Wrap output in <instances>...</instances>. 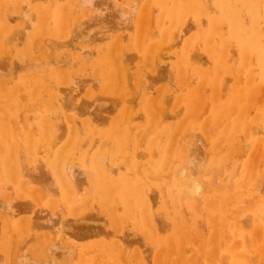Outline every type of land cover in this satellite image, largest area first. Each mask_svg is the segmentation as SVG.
<instances>
[{"label":"bare ground","instance_id":"bare-ground-1","mask_svg":"<svg viewBox=\"0 0 264 264\" xmlns=\"http://www.w3.org/2000/svg\"><path fill=\"white\" fill-rule=\"evenodd\" d=\"M6 1L10 3L9 5L10 8L8 7L10 10L7 12H9L10 15H11V11L16 12L17 13L16 16L18 17L16 16L15 17L18 19H21L19 20L20 24L18 23L17 25L18 27L17 28L13 27L12 29L13 33L14 34L22 33L23 35L26 34V40L29 39L31 42H35V41L38 42L43 38L44 33H46L47 35L48 33H50L52 35L57 36V35H60L63 32V30L67 28L66 23L64 25V15H65L64 11L66 7L62 5H61L62 7H60L59 4L57 3L58 0H46V3L42 5L41 4L34 5L29 0L27 1V6L25 8L22 7V5L24 6L25 4L21 5V3L24 0H0V3H1L0 8L3 5H5L4 2ZM108 1H110L109 5L111 4L110 6H112V10H115L116 12L115 14L116 19L120 21V22H117L112 27V30L114 31L115 29L116 30L125 29V26H126L125 24L127 23V21L131 24L132 20L135 17L136 10L138 8H142V11L139 12L141 13L143 12V10L145 11V9L147 11L148 7L150 6L157 7L159 10V13L161 14L160 18L161 19L162 17L167 18L169 22L171 23V25L175 27L174 28L175 32L174 31L170 32V29L168 27L169 32L165 31L167 29L166 28L160 39L152 40L151 37H149L150 29L149 30L146 29L147 27L146 24L150 25L152 23L150 21L152 20L150 17H153L152 16L153 14H151L150 12V16H148L147 14L143 13L144 15L143 20H141L142 17L140 18V16H138L140 18L138 19L139 22L140 23L142 22V23L141 25L139 24L135 32H133V34H131L127 38L129 39L128 45L137 50V55L140 58V61L142 62L141 63L142 67L147 66V65L151 66V64L154 62L155 63L153 65L155 67V65H157L156 61L158 60V56L161 53V51L165 49L166 47H167L166 49H168V46L171 47L170 42H171V45H173L175 44L174 42L176 41L177 43L176 45H178L180 39L178 38L175 41H173V39H175L174 37H177L178 34L180 33V31H177V30L180 29L182 25L181 21H183L187 15L188 17L189 15H194V16L207 15V12H208V10L205 9L202 0H143V1L142 0H121L120 2H123L124 7H120L117 3V0H107V2L103 0H77L76 4L80 5V7L82 8H85L84 9L85 12L83 11L84 16L82 18V21L81 20L74 21L76 23L73 28L76 29L75 32L79 33L78 35L79 39L77 40H81L82 42L83 40L87 39L88 41L93 42L94 36L91 37L93 38L91 40V38L88 39L87 34H82V31H81L82 26H84V24H87V25L95 24L94 27H96V24L101 22L103 19L102 15L104 14H101V11L103 10L102 12H104V8L108 6L106 5V3L108 4ZM213 4L215 6L214 9L217 10L219 16H217V18L209 17V22L207 25V29L205 31H200L198 35L197 33H195V31L193 33L196 34L197 41L202 42L208 47H210V45L212 46V41L214 40V38L218 37V41L220 45L224 48V52L225 50H227V54H228L227 59L224 58L225 54L222 57H218L215 55L213 56L212 51H209L210 58H212L211 60L214 61L215 68L218 74H222L226 72L231 73L232 69H234L235 71H238V72L241 71V74H243V72H246L247 76L244 79V83L241 84V75L239 73V77L236 79L235 83L233 84L234 97H231L230 100L226 102L221 101L220 99L222 98L220 97L221 93L219 92L220 95L218 94V88H216L217 84H216V81L214 80L215 83L213 82V84L214 86H216L215 88L217 89V91L214 89L216 91V92L214 91V98L213 100H210V105L212 104V107L210 110L211 113H209V116L198 127L200 129L202 138L207 144V148L204 150H201V152H196V143H195L196 141L197 142L199 141L198 138L200 137L194 134L191 135L190 134L191 132L189 133V130H188V129L192 130L193 128L197 129V127L191 121L193 116L197 115V114L195 115V112L197 110L193 111L192 109V107L195 106L196 101L192 100V98L191 99L187 97L183 98L184 99L182 101L184 105L183 110L186 111L183 121H184V127L185 126L186 127L180 128L178 131H176L177 133H175L174 136H171L169 138L170 140H169L168 146L162 149L161 151L160 160L157 162V168L154 169L153 174L150 175V176H156V182H157L160 175H162V173L164 172L166 174L165 177H170L173 180L174 185H173V189L171 190V192L173 191L171 195L173 206L174 207L177 206L178 208L180 206L182 207L184 206L183 208L180 207V212L181 210L186 209L190 215V218H193V217L196 218L198 216V212L196 209L197 207L195 206L194 202H196L200 198L201 194L203 193V196H205L207 205L211 212L210 217L208 218L209 223L206 222L209 224V229H210L209 234L203 233L200 230V227L197 223L196 224L198 225V227L195 226V222L194 224L184 225L183 223H184V218L186 217V215H184V218H182L183 217L182 212L181 214L176 212L178 215H180L179 223L177 222L174 223L172 232L169 236L167 237L159 236L158 229L159 227L162 228V225L156 222L155 221L156 218L155 216H153L155 215L153 211V200H152L153 196H151L149 193L150 190H149L148 183L146 182V178L144 177L143 174L138 173L140 170V163L137 160V157L138 156L140 157L141 155L140 153H138L139 151L137 152V154H135L130 159V164H131L130 166H132V169H133L132 176L122 174L120 178L115 180L112 178L113 175L110 176L108 174L107 150L109 148L115 147L120 155L122 156L125 155L124 157L125 162L128 161V159H125V158L128 156V151H129V146H130L129 139L132 133V130H131V128L133 127L132 122L135 116L130 105L127 103L130 100L129 96H127L128 93L130 92L129 91L130 85H128V83L132 85L136 84L135 79L136 77L139 76L138 71L135 70L131 72L133 73L132 76L134 78H128V76L131 73L130 74L128 73L129 67L127 68L126 67L127 65L124 64V58L122 57L124 52L123 54H121L122 53L121 52V48H122L121 41L122 40L120 41L121 34H113L109 36L110 39L107 43L105 54L101 55L98 58V62L96 64L98 77L93 79L94 81L96 79V83H98L97 80H99V82L102 84L104 88H109L111 91L115 92L114 96L115 95L117 96L114 99L117 101V103L120 104L118 108V114L114 119H112L109 122L105 130V133H104V140L102 144L97 148L95 152L90 154V156L88 157V161H86L85 159V155L87 153L85 152V154L83 155L81 153L82 142L79 141L80 140L79 135L78 136L76 135L77 129L76 127H73L74 126L73 123H72V126L70 127L71 128L73 127L74 129L71 130L70 127H67L66 129L67 133L65 136L66 140L64 139L63 142L59 143L61 135L57 132V129L60 125L56 124L55 126V123L52 121L50 114H52V116L56 114L59 115V113L63 111V108H65L62 106L63 104L62 101L64 100V96H63V99H61L62 97L59 96L61 100L57 102L58 100L57 95L52 92V89L48 87V85L45 86L41 82L39 83L37 81L38 78L33 79V81L31 79V81L34 82L35 85L37 81L39 84L38 87L39 86L44 87L46 97L43 99L38 96V93H37L38 90L36 94L34 92L35 90H32L33 92H30L32 87L29 86L27 82L25 83L27 85L26 94L28 95V98H30L31 100L35 98V100L33 101L37 109L35 113V118L37 119V122L39 121L38 122V127H39L38 135H35L36 133H34L33 135L32 131H29V132L23 131L21 132V135L18 136V134L15 133V129L12 127V124L9 123L8 120L5 119L4 117L6 111L4 113H1L4 109L6 110L7 108L4 107L3 105L4 101L3 100H1L2 102L0 101V104L3 103L2 107H0V110H2L0 112V189L3 188L5 183H8L10 184L9 186H12L16 194L18 195L26 194L29 197H32V193H33L32 185L29 183V181L26 178L23 177L25 174L28 173L26 172V170L27 169L30 170L31 165H32V159L31 158L30 160L24 159L23 161L22 156L20 154L18 155L17 151H20L21 149L23 154H25L26 156H30V157H32L34 153L36 154L39 151L41 153L42 159H44V167L46 168V171H48L50 183L52 182L55 185L54 187H56L57 189L56 191L58 192L60 203H62L63 205H66L68 207L67 211L69 212H74V211L76 212L77 210L85 208L86 206L89 205V203L87 202L90 200L89 199L87 201L85 194H83L82 192V190L85 191V188L81 190L80 185L77 183V177H76L75 172H81L83 174L91 172L99 179H103L109 176L108 178H106V179H110L109 184L107 186L105 185L104 188H106L105 190L107 191L109 195L112 194L118 197L120 206L118 208L114 207L112 209H108L106 213V217H107V220L109 221V224L113 226V229L111 226L110 228L113 230L115 235L113 236L112 239H110V242L107 243L106 245L102 243H100L99 245L105 246L111 260H114V261L115 259L120 260L122 255L124 256L126 255V253L124 252L125 248L123 252L121 251L123 243L126 240V237L124 238V236L122 235L124 230L123 231L121 230L122 229L121 224L123 223V217L125 215L127 214L129 215L132 212H136L139 214V218H140L139 227H141L142 230L145 231L146 239L151 244L150 246L151 251H149L150 255L148 256L151 261V264H200L197 261L198 251L196 254L194 253V255L192 254L190 255L184 252L186 249H189L191 246L194 245L191 243L188 246L187 244L189 241L188 239L191 236L194 238V240H197L198 247L196 248L200 250L201 257L206 260L211 259L213 263L216 262L218 264H224L225 262H227L228 260L227 258H235V256H238L240 258H243V262L247 261V263L245 264H251V263L264 264V215H262V213L264 212V171L262 173L259 172L260 174L259 173L256 174L255 171L253 172L255 168L257 169V164L255 160L256 156L254 157L255 154H252L253 155V156L251 155L252 157L245 160V162L243 163V170L245 172L243 175V179L241 182L235 183L233 187H231L232 185L230 183L229 184L225 183L222 186L218 185L220 187H217L216 183L218 180L217 178L215 179L213 177L215 174L214 172H216L217 169L221 170L222 167L224 166H225L224 168H226L230 162H234L233 166L236 164L235 161L237 160L236 158H238L237 156L240 157L245 151L244 149L245 143L242 144L243 143L242 138H244L243 140H249V142L255 143V145H258V144L260 145L261 143L264 142V98L262 97V95L264 94V0H213ZM68 9L69 8H67V10ZM107 11L108 10L106 7V13ZM111 11H109L108 13H111ZM246 13H247V16L245 15ZM1 14H3V12ZM145 16H147L146 17L147 19L149 17L150 24L148 23V21L147 23H145L146 22L144 20ZM188 17L186 21L189 22ZM7 20L8 19H6V22ZM186 21L184 25L186 24V26L188 27L189 25H187ZM74 22L72 23L74 24ZM137 24H138V21H137ZM7 27H8L7 24L5 25V21L2 18L0 20V48H1V51L5 49L6 40H8L9 38L8 34H5V33L11 28H7ZM183 27H181V30ZM222 27H223V30L225 29L224 34L221 33ZM93 28L90 30H93ZM101 28H103V26ZM188 28L192 29L193 27L192 28L188 27ZM188 28L187 30L185 29V33L188 31ZM93 32H95V30ZM90 33L92 32L90 31ZM185 33L183 32V34ZM153 34L151 33V35ZM16 36L17 35H14L13 37H16ZM193 36H191L192 39H194L195 37ZM180 38H181V34H180ZM228 40H235L237 43L236 52L239 55V62L235 67L233 66V64L228 65L227 64L228 62L226 63V61L231 60L232 55L234 53L233 51L234 49H231L233 48L231 46V43L226 45ZM214 42H217V41L216 40L213 41V44ZM188 43L192 45L191 41H189ZM79 44H80V41H79ZM33 45H36V44H33ZM89 46L88 48L87 47L81 48L83 51V54L85 53L87 55L88 52H89L88 54L91 53L92 50L90 49ZM187 48L188 47H186V50H189ZM189 48L191 49V46ZM212 48H214V45ZM231 50L233 52H229ZM190 51L191 53L190 52L188 53H190L192 56L189 54V57H191L189 59H192V61L194 62L196 61L195 63H197L198 58L200 56V55L198 56L199 53L197 52L194 53V50H190ZM175 53L177 54L178 51ZM196 53H197V56L195 55ZM229 53L230 55L231 54L232 55L230 56ZM170 57L172 58L173 56H170ZM199 59H201V57ZM205 60H206V57H204L202 61L205 62ZM202 61L200 60V62ZM173 65L177 69V72L180 76L179 78L181 79L182 78L181 73L184 70L183 68L186 66V60L184 58V55L178 56L177 60L174 62ZM190 69L191 68H189L188 70L190 71ZM163 71L165 72V75L167 76L171 74V72H169L167 68L166 69L164 68ZM186 73L189 74L188 71ZM198 73L204 74L200 70H198ZM206 75L204 77H206ZM218 76L221 77L222 80L224 81L225 76H223L224 79L222 75H218ZM127 80H131V81L127 82ZM3 82L0 83V91L2 92V95L0 94L1 96L0 98L2 99V97L5 96L11 100L14 99L15 96L11 95L12 94L11 92L10 94L8 93L9 89L6 90L7 87L5 86ZM73 82L74 84H77L73 80L72 82H70V85ZM259 90H263V94L262 92L260 93ZM215 93L217 96L215 95ZM97 94H100V93H97ZM193 94L196 96V95H200L201 93L195 94L193 91ZM111 96H113V93ZM177 96L179 97V95ZM188 96H191V95H188ZM202 97H203V94H202ZM194 99L196 98L194 97ZM200 99H201V96H200ZM161 102H163V96L161 97V95L156 96V98L153 99L152 101L142 102L139 107L140 113L142 112L143 114L142 118L144 117V120H145V128L153 129V130H156L157 133H160V134L163 133L164 136L166 135L169 136L170 133L166 131V128L163 125L162 120L158 114L159 112L158 108L161 106L160 105ZM198 103L200 104V102ZM8 104L10 105V103L7 102L6 106H8ZM55 104H56V107H55ZM10 106H13V105L11 104ZM252 107L254 108L253 115L250 114L251 110L253 111ZM199 109H200V106H199ZM59 116H62V114ZM59 118L58 120H60ZM69 120H70V125H71V122L73 121H72V118L69 117L68 115L67 121ZM183 121H182V124H183ZM74 122L76 123L77 121L74 120ZM211 126L212 127L217 126V128L221 127L222 135H223L221 139L215 140L213 138L212 133L214 131L212 130H215V129L211 128L212 130H209V127ZM145 128H142V129H145ZM75 129L76 131L74 133L73 131ZM139 131L140 130H138V132ZM145 131L147 134L148 130L146 129ZM145 131H143V134H145L144 133ZM143 134H140V136L145 138ZM137 135L138 134H136L135 137L131 138L132 144L134 145V147H137V145L139 144ZM150 136L152 135L150 134ZM164 136L162 135L163 139L165 138ZM190 136H193L192 137L193 139L190 141H188L187 139V142H186L185 139ZM19 137H23L22 138L23 147H21L20 143L18 142ZM182 140L184 141V143H182ZM81 141H83V139ZM141 142L142 141H140V143ZM245 145L248 147L247 144ZM141 153L143 154L144 152H141ZM152 154L153 156H155L153 149H152ZM145 155L146 154L141 155V156L144 157ZM176 161H179V164L177 167H174V164ZM117 164L119 165L123 163L119 162ZM108 167L110 166L108 165ZM209 169H211L214 174L212 173L213 175L208 176L207 178H204L207 175V173H210ZM38 171H40V169ZM163 189L162 188L161 190L158 189L157 196L159 199L161 198L160 191H162V194H163ZM40 193H44V192H40ZM33 195L35 194L33 193ZM41 197H42V194H41ZM9 201H7L8 202L7 204L4 203L5 205H3L6 208V211L4 210L6 212L4 213V217H5L4 227L7 228V232L9 234L7 238L5 237L4 242H6L9 239V237H11L10 233L13 235V232L15 231H16V233L14 234L16 236L15 240L19 239L18 237L21 233L19 232V229H22L23 227V226H19L21 223H19L17 220H15L16 218L13 217L14 216L13 214L15 212L13 208L10 207L11 201L10 202ZM199 201L200 200L197 201L198 204H199ZM245 201L246 203L247 201L248 203L249 202L251 203L250 210L253 213V217L251 219H247L248 217L250 218L248 214H245L244 216H242L244 209L248 208V207L246 208L244 204ZM165 204L167 207V201ZM72 216H74V214ZM243 217L244 218L246 217V220L248 221H245V220L243 221ZM31 221H27V222L31 224ZM26 223H24L23 225L25 226ZM246 223H248V225H246ZM228 230L231 232L232 236H234V241L232 242V244L227 242L226 240L227 237H229V236L226 237V233L228 232ZM55 232H56V235L59 236L60 230L56 229ZM119 232H121L122 234L117 235V233ZM58 236L55 237L53 240H50L51 238H49V240L45 238L47 240H44L45 243L43 244V246L40 247L43 253L42 255L38 256L39 259L35 260L36 264H49L52 261L53 253L52 255H50L51 252L49 251L51 250L52 247L58 246L59 243L61 242ZM229 239L230 237L228 238V240ZM50 241H52L53 244L46 245ZM62 246L65 247L64 249L65 251L68 252V254H71L75 250L74 246L70 245L69 247L67 246V243L66 244L63 243ZM193 249L196 250L194 247ZM10 253L11 252H9V254ZM137 255H138V252L136 254H133V256L136 259V264H145V256L141 254L143 255V257L141 255L140 256L138 255L139 256L138 258ZM17 257L20 258L19 254L17 255ZM9 258L10 257H8V259ZM21 262H19L17 258H15V264H22ZM24 263L25 264L27 263L26 260L24 261ZM124 263L120 262V264H124Z\"/></svg>","mask_w":264,"mask_h":264},{"label":"rangeland","instance_id":"rangeland-1","mask_svg":"<svg viewBox=\"0 0 264 264\" xmlns=\"http://www.w3.org/2000/svg\"><path fill=\"white\" fill-rule=\"evenodd\" d=\"M27 1H29V0H24L23 1L24 3L23 2L21 3V5L25 4L24 6L22 5L23 8H25L27 6ZM76 1L77 0H71V1L70 0H58L57 1V3L59 4L60 7H62V6L66 7V9L64 11V13H65L64 25L66 23L67 28L65 30H63V32L60 35H57V36L52 35L50 33H48V35L46 33H44L43 38L40 41H38V42L35 41L37 43L31 42L29 39L26 40V34L23 35L22 33H18V34L13 33V31H12L13 27L17 28L18 23L20 24L19 20H21V19L16 18V17H18V16H16L17 15L16 12L11 11V15L9 12H7L10 10L9 9L10 3H8L6 1V2H4L5 5L2 4L5 7L2 6L3 8L2 7L0 8L2 10V11L0 10V14L3 12V14H1L2 16L0 15L1 16L0 20L3 18L5 21V25L7 24V26H8L7 28H11V29H9L5 33V34H8V36L10 38V40L8 38L10 43L8 42V40H6V43H5L6 51H5V49L3 50V48H2L3 51H1V48H0V55L2 56V57L0 56V80H1V82L4 81L3 83L7 87L6 90L9 89V92L8 91L7 92L9 94L11 92L12 93L11 95H14L15 98L12 99L13 100L12 101L11 99H9L3 95L4 97H2V99L0 98V101L3 100L4 104L1 103L0 107H2V104H3L4 107H6L7 109L6 110L4 109L3 111L0 110V112L2 111L1 113H4L6 111L4 117H5V119L8 120L9 123L12 124V127L15 129V133H17L18 136H20L21 132H23V131H28V132L32 131L33 135H34V133H36L35 135H38V131H39L38 122L39 121L37 122V119L35 118V113H36L37 109H36L35 103L33 101V100H35V98L32 100L30 98H28V95L26 94L27 93V85L25 83L27 82L29 84V86L32 87L30 92H33L32 90H35L34 92L36 94V92L38 90V92H37L38 96L42 99L46 97V94L44 91V87H42V86L38 87V85H39L38 82L39 83L41 82L45 86L48 85V87H50L52 89V92L57 95V97H58L57 102L60 101L61 99H63V96H64V100L62 101L63 102L62 106L65 108L62 107L63 111L59 113V115L62 114V116H59L56 114L58 116L57 117L56 115L52 116V114H50V117H51L52 121L55 123V126H56V124L60 125L57 129V132L62 137V138L60 137L59 143L63 142L64 139L66 140V138H65L66 133H67L66 129H67V127L72 126V123H73V125H74L73 127H76V129H77V131L75 129L73 132L74 133H75V131L77 132L76 135L77 136L79 135V138H80L79 141L82 142L81 153H82V155L85 154V152L87 153L85 155V159H86V161H88V157L90 156V154L95 152L97 150V148L102 144V142L104 140V133H105V130H106L109 122L112 119H114L118 114V108H119L120 104L117 103V101L114 99L117 96V95L114 96L115 92L111 91L109 88H104L102 86V84L99 82V80H97L99 83L98 84V83H96V79H95V81L93 79L98 77L96 64L98 62V58L101 55L105 54L107 43L110 39L109 36H111L113 34H121V39H120V41L122 40L121 41V45H122V48H121L122 53L121 54H123V52H124V54L122 56L124 58V64L127 65L126 66L127 68L129 67L128 68V70L130 71V72L128 71L129 74L132 71L136 70V71H138L139 76L136 77V79H135L136 80V84H134L135 87H134V85L128 83V85H130L129 86L130 92L128 93L127 96H129L130 100L127 103L130 105V107H131V109L135 115L133 122H132V124H133V127L131 128L132 133H131L130 139H129V145L130 146H129L128 156L125 158V159H128V161L125 162V160H124L125 155L124 156L120 155L115 147L109 148L107 150V154H108L107 171H108V174L110 176L113 175L112 178L115 180L120 178L122 176V174L132 176L133 175L132 174L133 169H132V166H130L131 165L130 159L135 154H137L138 151H139L138 153H140L141 155L146 154L144 157L141 156L140 154H139L140 157L139 156L137 157V160L140 163V170L138 173L143 174L144 177L146 178V182L148 183L149 190H150L149 193L151 196H153L152 197L153 211H154L155 215H153V214L152 215L155 216V218H156L155 221L158 222L160 225H162V228L159 227V229H158L159 230V236L167 237L171 234L174 223L175 222L179 223L180 215H178L177 213L181 214V212L183 215L182 218H184V215H186V217L184 218V223H183L184 225L194 224V222H195V226L198 227V225H199L200 230L203 233L209 234L210 229H209V224H208L209 223L208 218L210 217L211 212H210L209 207L207 205L206 198H205V196H203V193L201 194L200 198L198 199V200H200L199 204L197 203L198 200L196 202H194L195 206L197 207L196 209L198 212V216L196 218H194V217L190 218V215L186 209L181 210V212H180V207H182V206H180L179 208L177 206L176 207L173 206V201H172V196H171L172 192H173V191L171 192V190L173 189V185H174L173 180L170 177H165L166 174L164 172L162 173V175H160L161 178L159 177L157 182H156V176H150V175L153 174L154 169L157 168V162L160 160L161 151H162V149H164L165 147L168 146L169 140H170L169 138L171 136H174V134L177 133L176 131H178L180 128L186 127V126L184 127V121H183L184 117H185V112H186L185 110H183V108H184L183 107L184 105L182 103V101L184 100L183 98H186V97L190 98V99L192 98V100L196 101L195 106L192 107L193 111L194 110L198 111L199 106H200L199 111L195 112V115L196 114L197 115L193 116V118L191 120L193 122V124L197 127V129L193 128L192 130H190V129H188V130H189V133L191 132L190 133L191 135L194 134V135L199 136L201 138V139L198 138L199 141L195 142L196 143V152H201V150H204L207 148V144L205 143L204 139L202 138L200 129L198 127L209 116V113H211L210 110H211L212 104L210 105V100H213V98H214V91L215 90L217 91L216 88H218V94L220 92L222 95L221 96L219 94L220 97H222V98H220L221 101L226 102V101L230 100L231 97H234V95H233V84L235 83L236 79L239 77V73L241 75V84L244 83V79L247 76L246 72H243V74H241V71L238 72V71H235L234 69H232L231 73L230 72H226V73H222V74L217 73L214 61L211 60L212 58H210L209 51H212L213 56L215 55L218 57H222L225 54L224 58L227 59V57H228L227 50H225V52H224V48L220 45V43L218 41V37L214 38L213 41L216 40L217 42H214V44H213V41H212V46L210 45V47H208L207 45L203 44L200 41H197L195 33H197V35H198V33L200 31H205L207 29L209 17L210 18H212V17L217 18V16H219L217 10L214 9L215 6L213 4V0H202L205 9L208 10V12H209V13L207 12V15H196V16L189 15V17L187 15L184 18V20L181 21L182 22L181 27L184 26L186 28L183 27L184 28V29L182 28L183 31L181 30V27L179 30H177V31H180V33L178 34L177 37H174L175 39H173V41H175L179 38L180 41L178 40L179 41L178 45H176L177 44L176 41L174 42L175 44H173V45H171V42H170L171 47L168 46V49H166L167 48L166 47L165 49H163L161 51V53L158 56V60L156 61L157 65H155V67L153 65L155 62L152 63L151 66L147 65V66L142 67V65H141L142 62L140 61V58L137 55V50L128 45L129 39L127 37L130 36L131 34H133V32H135V30H136L137 26H139V24L141 25L142 22L140 23L138 19H140L142 17L141 20H143V17H144L143 13L150 16V12H151V14H153L152 15L153 17H150L152 20H150L149 17L147 19L146 18L147 16H145L144 20L146 22L145 21H143V22L147 23V21H148L149 24H150V21L152 22L151 23L152 25L146 24L147 25L146 29L151 30V32L149 30V37H151L152 40L160 39L166 28L167 29L165 31L169 32L168 27L170 29V32H173V31L175 32V29H174L175 27L173 25H171V23L169 22V20L167 18H163L162 16H161L162 19L160 18L161 14L159 13V10L157 7H154V6L148 7L147 11L145 9V11L147 13L144 10H143V12L139 13L140 11H142V8H138L136 10L135 17L132 20L131 24L127 21V23H129L130 25L126 23L125 29H120V30L115 29V31H114V30H112V27L117 22H120V21L118 19H116V15H115L116 12H115V10H112V6H110L111 4L109 5L110 1H108V4L106 3V5H108V6H106L107 10H108L107 13H106V7L104 8V12H102L103 10L101 11V14H104V15H102L103 19L101 18L102 21L99 22L100 24L97 23L96 27H94L95 24H93V25L84 24V26H82V30H81L82 34H87L88 39L94 36V39L91 38V40L93 39V42L92 41L90 42L87 39L83 40L81 42V40H77V39H79V37H78L79 33L75 32L76 29L73 27L76 23L74 21H79V20L82 21V18L84 16L83 11L85 12V10H84L85 8H82V7H80V5L76 4ZM103 1L107 2V0H103ZM120 1L121 0H117L118 5L120 7H124L123 2H120ZM30 2L33 3L34 5H40V4L42 5V4L46 3V0H41V1L40 0H30ZM0 6H1V3H0ZM109 7H111V8H109ZM67 8H69V9L67 10ZM150 8H152V9H150ZM109 11H111V13H108ZM155 12H156V14H155ZM245 15L247 16V13ZM12 16L13 17L16 16V17L13 18ZM138 16H140V18ZM10 17H11V19H10ZM187 17L189 18V22L186 21ZM77 18H78V20H77ZM114 18H115V20H114ZM6 19H8L7 22H6ZM103 20H105V21H103ZM137 21H138V24H137ZM185 21H186L187 25H189L188 27H191V28L193 27V28L189 29L186 26V24L184 25ZM72 22H74V24ZM104 22H105V24H104ZM107 23H108V25H107ZM157 23H159V24H157ZM98 25H100V26L102 25L103 28H101L102 26L100 27ZM159 25H161V26H159ZM90 26L92 28L94 27L95 29L93 28V30H90V29H92ZM202 26H203V28H202ZM89 27H90V29H89ZM97 28H98V30H97ZM108 28H109V30H108ZM187 28H188V31L185 33V29L187 30ZM89 30L92 33H90ZM94 30H95V32H93ZM194 31H195V33H193ZM183 32L185 34H183ZM12 33L14 35H17V36L13 37L14 35ZM151 33L152 34L154 33L153 34L154 36L151 35ZM221 33H223V34L225 33V29L223 30V27L221 28ZM180 34H181V38H180ZM75 36H77V37H75ZM191 36H193L194 39H192ZM79 41H80V44H79ZM189 41L192 42V45H190V43H188ZM193 42H195V43H193ZM230 43H231V46L233 47L231 49H234L233 50L234 53H233V55L231 54L232 55L231 60L226 61V63L228 62L227 63L228 65L233 64V66L235 67L239 62V55L236 52L237 43L235 40H228L226 45H228ZM33 44H36V45H33ZM213 45H214V48L215 47L217 48V49L215 48L216 50L214 48H212ZM88 46L90 47V49L93 52L91 51L90 54H88L89 53L88 52L87 55L84 53L85 54L84 55L81 48H84V47L88 48ZM190 46H191V49L189 48ZM186 47H188L187 49H189V50H186ZM7 49H8V51H7ZM107 50H108V48H107ZM190 50H194V53L195 52L199 53L198 56L200 55L199 58L201 57V59H199L197 57L199 62L197 61V63H195L196 61L194 62V61H192V59H189V58H191V57H189V54L191 53ZM177 51H178V53L176 54L175 52H177ZM215 51H217V52H215ZM233 51L231 50L229 52H233ZM6 52H7V54H6ZM186 52H187V54H186ZM188 52H190V53H188ZM197 53L195 54L196 56H197ZM182 55H184V58L186 60V66L183 68L184 70L181 73L182 78L180 79L179 78L180 76L177 72V69L174 67L173 64L177 60V57L182 56ZM229 55H230V53H229ZM170 56H173L174 58L173 57L171 58ZM204 57H206L205 62L202 61L204 59ZM193 60H195V59H193ZM200 60L202 62H200ZM168 66H169V68H168ZM160 67L162 70L160 69ZM163 67L165 69L167 68V70L169 72H171V74L169 76L165 75V72L163 71L164 70ZM188 67L191 68L190 71L188 70L189 69ZM92 68H93V70H92ZM198 70H200L204 74L198 73ZM187 71L189 72V74L186 73ZM207 72H209V73H207ZM132 75H133V73H131L128 76V78H134ZM205 75H206V77H204ZM218 75H222V77L225 76V79L223 77L224 81ZM226 76H228L229 78ZM218 77H219V79H218ZM31 79H32V81H33V79H37L38 82L36 81V85L34 84V82L31 81ZM204 79H205V81H204ZM73 80L77 84H74V82H73L70 85V82H72ZM131 80H127V82H130ZM214 80L216 81L217 87L214 86V84H213V82L215 83ZM44 81H46V82H44ZM223 82H224V84H223ZM183 88H184V90H183ZM193 91L195 94H200V93L201 94L195 96L193 94ZM259 92L260 93L262 92V94H263V90H259ZM97 93H100V94H97ZM112 93H113L114 97L111 96ZM0 94L2 95L1 91H0ZM158 94L161 95V97L163 96V102H161V104H160L161 105L159 107L160 109L158 108V110H159L158 114L162 120L163 125L166 128V131H168L170 133L169 136H167L166 134H165L166 136H164L163 133L162 134L157 133L156 130L145 128V120H144V117L142 118V116H143L142 112L140 113V108H139L140 104L142 102L152 101L153 99L156 98V96H159ZM202 94H203V97H202ZM177 95H179L180 99ZM188 95H191V96H188ZM215 95H216V93H215ZM59 96L62 98L60 99ZM193 96L196 99H194ZM200 96H201V99H200ZM206 97H207V99H206ZM262 97L264 98V94L262 95ZM178 99L180 100V102ZM9 100H10V102H9ZM206 100H207V102H206ZM99 101H100V103H99ZM7 102L10 103V105L12 104L13 106H10L9 104H8V106H6ZM198 102H200V104ZM33 104H34V106H33ZM56 104H55V107H56ZM116 104H118V105H116ZM197 105H199V106H197ZM166 109H167V111H166ZM252 109H253V111L250 109L252 112V113L250 112L251 115L254 114V108L252 107ZM171 113H173V114H171ZM65 114H66V116H65ZM158 114H157V116H158ZM68 115H69V117L72 118V121H73V122H71V125H70V120L67 121ZM58 118L60 120H58ZM61 119L64 122V124L61 121ZM74 120L77 122L75 123ZM182 121H183V124H182ZM60 123H62V124H60ZM77 123H79V124H77ZM180 123H181V125H180ZM180 126H182V127H180ZM73 127L72 128L70 127V129L71 130L74 129ZM142 128H145V129H142ZM211 128H213L215 130H212ZM146 129L148 130L147 134L145 131ZM138 130H140V131L138 132ZM209 130L214 131L213 133L211 131V133H212L213 138L215 140L221 139L223 137L221 127L217 128V126H214V127L211 126V127H209ZM143 131H145L144 132L145 134H143ZM122 132H123V130H122ZM136 134H138L137 138L139 140V144L137 145V147H134V145L132 144L131 138L135 137ZM140 134H143V136H145V138L140 136ZM150 134L152 136H150ZM162 135L165 137L164 139L162 138ZM192 137L193 136L187 137L185 139V141L187 142V139H188V141L192 140L193 139ZM22 138L23 137H19V139H18V142L20 143L21 147H23ZM139 138L140 139L143 138V139L140 140ZM82 139H83V141H81ZM243 139L244 138H242L243 143L242 142L241 143L247 144L248 147L244 144L245 151L243 152V154L240 157L235 155L238 157V158H236L237 160L235 161L236 164L233 166L234 162H230L226 168H224L225 167L224 166V167H222L221 170L217 169L216 172H214L215 174L213 173V171L211 169H209L210 173H207V175L204 178H207L208 176H211L214 174L213 177L215 179L217 178V180H218L216 183L217 187H220L225 183H228V184L230 183L232 185L231 187H233L235 185V183L242 181L243 175L245 173L243 170V163L245 162L246 159L252 157L253 156L252 154H255L254 157L256 156L255 160H256V164H257V169L254 167L255 169L253 170V172L255 171L256 174H258L259 172L262 173L264 171V142L261 143L260 145L259 144L255 145V143L249 142V140H243ZM77 140H78V138H77ZM140 141H142V142L140 143ZM182 143H184L183 140H182ZM89 144H90V146H89ZM262 148H263V150H262ZM152 149H153V152L155 153L154 154L155 156H153V154H152ZM17 152H18L17 153L18 155L20 154L22 156L23 161H24V159H26V160H30V158L32 159L31 168H30V170L29 169L26 170V172H28V173L25 174L23 177L26 178L29 181V183L32 185L33 193L35 195H33V193H32V197H29L26 194L18 195L15 193L12 186H9L10 184H8V183H5L3 188L0 189V220H1L0 221V254H1L0 255V263L1 264H3V263L4 264H12V263L15 264V258H17V260L19 262H21L23 260L21 262L22 264H25L24 263L25 260L27 262L26 264H30V263L36 264L35 260L39 259L38 256L42 255V253H43L42 250L40 249V247L43 246V244L45 243L44 240H47V239L49 240V238H51L50 240H53L55 237L58 236V235H56V232H55L56 229L60 230V232H59L60 234H59L58 238L61 240V242H60L61 244L59 243L58 246H55L56 248L52 247L51 250L49 251V252H51L50 255H52V253L54 255V256L52 255L53 259L49 264H51V263H53V264H120V262H122V263L125 262L127 264H136V259L133 256V254H136L137 252H138L139 256L141 254H143L145 256V264H151V261L148 257L150 255L149 251H151V247H150L151 244L146 239L145 231L142 230L141 227H139L140 218H139V214L136 212H132L129 215L127 214L123 217V223L121 224L122 225L121 230L122 231L124 230L123 234L121 233L122 231L117 233V235L122 234L124 236V238L126 237V240L124 241L122 249H121V251L123 252L124 248H125V251H124L126 253L125 256L122 255L120 260H117V259H115V261L111 260L105 246L99 245L100 243L106 245L107 243L110 242V239H112L113 236L115 235V233L112 230L113 226H111L109 224V221L107 220L106 213H107L108 209H112L114 207L118 208L120 206L118 197L116 195L114 196L112 194L109 195L107 193V191L105 190L106 188H104L105 185L107 186L109 184L110 179H106L109 176L106 178H103V179H99L98 177H96L91 172L86 173V174H83L81 172H75L76 177H77V183L80 185L81 190L85 188V191L82 190V192H83V194H85L87 201L89 199L90 200L87 202V203H89V205L86 206L85 208L77 210L76 212L75 211L69 212V211H67L68 207L66 205H63L62 203H60L59 195H58V192L56 191L57 189H56V187H54L55 185L52 182L50 183L49 174H48V171H46V168L44 167V159H42L41 153L38 151V153H36V154L34 153V155L32 157H30V156H26L25 154H23L21 149H20V151H17ZM141 152H144V153L142 154ZM257 155H258V157H257ZM112 159H114V160H112ZM119 162L123 163V164L118 165L117 163H119ZM42 163H43V165H42ZM178 164H179V161H176L174 164V167H177ZM108 165L110 167H108ZM39 169H40V171H38ZM201 175H203V174H201ZM225 175H226V177H225ZM148 176H150L151 178ZM40 180H42V181H40ZM38 181H40V182H38ZM218 185H220V186H218ZM42 187H44V188H42ZM163 187H164V189H163ZM161 188L163 189V194H162V191H160L161 192V198L159 199L157 196V193H158V189L161 190ZM40 192H44V193H40ZM5 193H6V195H5ZM41 194H42V197H41ZM43 195H45V196H43ZM154 198H156V199H154ZM6 200L11 201L12 206L10 204V207H12L14 212H15L13 214L14 215L13 217L16 218L15 220H17L19 223H21L19 226H23V227H22V229H19V232H21L19 237H18L19 239L15 240V238H16V236L14 235L16 233V231H15V232H13V235L10 233L11 237H9V239L6 242H4L5 237L7 238V236L9 235L7 232V228L4 227V220H5L4 213H6L5 212L6 208L3 205H5L4 203H6V204L8 203ZM48 201H50V202L52 201L51 202L52 204ZM166 201H167V207L165 204ZM248 201H247V203H246V201L244 202L246 208L247 207L248 208L244 209L242 216H244L245 214H248L250 216V218L248 217L247 219H251L253 217V213L250 210L251 203L250 202L248 203ZM48 203L51 205H49ZM196 203H197V205H196ZM246 204H248V205H246ZM87 207H89V208H87ZM90 212H91V214H90ZM263 213H262V215H264ZM73 214H74V216H72ZM188 218H189V220H188ZM205 218H207V219H205ZM185 219L187 220V222ZM204 219H205V221H204ZM26 220L27 221L32 220L31 224H29V222H27ZM244 220L248 221V220H246V217L245 218L243 217V221ZM206 222H208V223H206ZM24 223H26L25 226L23 225ZM167 223H168V225H167ZM246 225H248V223H246ZM110 226L112 227V229L110 228ZM43 236H44V238H43ZM227 236L230 237L229 240H228L229 237H227ZM226 237H227V239H226L227 242L232 244V242L234 241V236H232V234L229 230L226 233ZM45 238H47V239H45ZM188 240H189L187 243L188 246L191 243L194 245L191 246L189 249H186L184 251L185 253L190 254V255L191 254L194 255V253L196 254L198 251V253H199V254L197 253L198 263H200V264H202V263L203 264H218L216 262L213 263L211 259H207L208 260L207 261L206 259H203L201 257L200 250H198L196 248V247H198L197 240H194V238L192 236L189 237ZM63 243L64 244L67 243V246H69V247H70V245L74 246L75 250L71 254H68V252L65 251V249H64L65 247L62 246ZM51 244H53L52 241H50L46 245H51ZM193 247L196 250H194ZM92 248H94V249H92ZM9 252H11V253L9 254ZM17 253L19 254L20 258L17 257V255H18ZM104 253L106 254V256ZM8 254H9V256H8ZM23 255H24V257H23ZM143 255H141V256L143 257ZM139 256H138V258H139ZM8 257H10V258L8 259ZM20 259H21V261H20ZM227 259H228L227 262H225L226 264H245V263H247V261L243 262V258H240L238 256H235V258H227ZM251 264H253V263H251Z\"/></svg>","mask_w":264,"mask_h":264}]
</instances>
